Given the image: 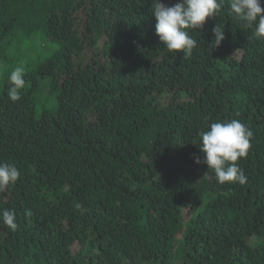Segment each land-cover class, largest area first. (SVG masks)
<instances>
[{
	"label": "trees",
	"instance_id": "1",
	"mask_svg": "<svg viewBox=\"0 0 264 264\" xmlns=\"http://www.w3.org/2000/svg\"><path fill=\"white\" fill-rule=\"evenodd\" d=\"M152 2L0 0V163L21 172L0 192L18 223H0V264H264V40L225 0L184 58ZM231 119L253 132L245 185L194 160Z\"/></svg>",
	"mask_w": 264,
	"mask_h": 264
},
{
	"label": "clouds",
	"instance_id": "2",
	"mask_svg": "<svg viewBox=\"0 0 264 264\" xmlns=\"http://www.w3.org/2000/svg\"><path fill=\"white\" fill-rule=\"evenodd\" d=\"M228 14L241 29L253 30V37L264 40V7L261 0H228ZM225 0H179L169 6L162 0H153L150 9L155 18V32L164 47L171 53H183L190 57L197 47L190 31L201 30L209 18L217 16L223 10ZM214 47H219L225 40L224 27L221 24L213 28ZM7 97L12 102L21 100L25 89V67L18 65L9 76ZM199 149L203 158L194 156L195 163L205 164L208 171H213L219 184L239 183L245 185L247 176L239 161L249 155L252 130L238 119L217 121L209 125L208 130L199 133ZM21 178V172L12 163H0V192L14 187ZM76 203L75 208L80 209ZM17 215L14 209L0 212V223L12 232L18 230Z\"/></svg>",
	"mask_w": 264,
	"mask_h": 264
}]
</instances>
